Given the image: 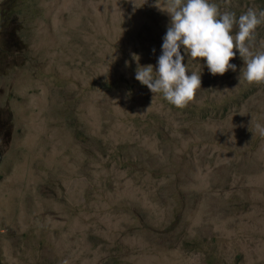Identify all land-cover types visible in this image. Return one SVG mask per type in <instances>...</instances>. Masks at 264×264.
Here are the masks:
<instances>
[{
	"label": "rangeland",
	"instance_id": "1",
	"mask_svg": "<svg viewBox=\"0 0 264 264\" xmlns=\"http://www.w3.org/2000/svg\"><path fill=\"white\" fill-rule=\"evenodd\" d=\"M56 1L0 0V143L5 168L28 173H20L10 191L14 201L5 204L0 197V264H264V159L254 158L244 168L215 154L246 138L230 116L245 92L233 90L244 77L238 50L233 49L236 55L230 60L236 65L227 77L230 89L224 80L203 72L191 111L181 112L160 100L162 93L152 94L146 87L152 97L132 92L130 115L119 119L106 108L116 115L125 102L116 79L131 73L128 59L93 33L81 41L78 57L71 27L65 29L66 39L58 34L47 40L50 44L48 37H29L22 11L28 7L41 14L44 23L33 26L42 31L58 14ZM105 1L142 33L145 57L156 51L157 41L163 43L170 24L168 0ZM209 2L221 13L264 10V0ZM15 12L17 24L11 22ZM256 30L259 40L252 50L260 52L264 23ZM34 39L46 46L32 44ZM180 51L183 63L190 62L189 75L204 62L193 60L183 47ZM161 54L160 47L146 63L155 70ZM198 111L208 112L207 117L198 119ZM181 123L190 134L185 138H192L186 143L178 141ZM257 137L264 134L258 130ZM191 141L192 154L183 167L188 176L166 197L173 201L152 202L139 191H125L118 198L111 187H97L105 179L96 161L87 169L94 156L122 149L142 154L149 165L158 158L179 165L182 153L175 149L170 154L171 143L180 148ZM25 181L34 188L22 189ZM112 181L114 187L121 185ZM38 189L48 191L46 196Z\"/></svg>",
	"mask_w": 264,
	"mask_h": 264
},
{
	"label": "clouds",
	"instance_id": "2",
	"mask_svg": "<svg viewBox=\"0 0 264 264\" xmlns=\"http://www.w3.org/2000/svg\"><path fill=\"white\" fill-rule=\"evenodd\" d=\"M26 1L24 0V3ZM56 8L57 16L42 31L33 26V23L43 24V16L36 14L28 7L22 11V21H24V26L28 27L29 37L31 35L48 37L47 42L56 35L63 34L66 39L65 29L71 27L74 39L70 41L77 46L75 54L78 57L81 41L93 33L102 40L105 47H110L117 55L128 59L132 69L131 73L125 75L122 80L116 79L118 85L121 84L123 87L125 102L119 107L116 115L106 108L109 115L119 119L130 115L129 97L132 92L138 91L146 97H152L146 87L152 94L162 93L160 100L181 112L191 111V103L196 98V92L201 89V73L203 72H206L211 79L224 80L230 89L232 81L227 77L236 72V65L231 64L230 60L236 55L233 49H237L239 55L244 58L245 67L242 69L243 80L236 83L233 90L243 89L245 92L240 97V105L231 109L230 116L236 120L238 126L245 130L246 138L232 150L215 152V154L225 161L235 159L244 168L251 167L250 161L254 158L264 159V138L258 139L257 137L258 130L264 134V94L260 93L264 91V48L258 49L260 52L252 50L253 42L259 40L256 29L264 23V10L248 9L245 12L240 9L238 12L221 13L218 5L209 0H168L167 13L170 15V24L163 37V43L157 41L154 46L156 51L161 47L162 52L154 70V66L147 64L146 59L156 52L155 49L148 57H145L142 33L136 30L123 11L111 7L105 0H57ZM18 19L19 14L13 13L11 22L17 24ZM147 24H149L148 21ZM2 25L0 17V29ZM234 27L236 32L233 34ZM255 33L257 38H255ZM51 34L54 35L50 36ZM110 36L113 38L112 41H110ZM68 42L62 47L64 48ZM35 43L46 46L41 39H34L32 44ZM181 47L193 60H204L197 66L196 71L190 72V75L187 74L190 62L183 63L184 56L181 54ZM71 53L70 51L69 54ZM67 62H71V59H67ZM98 102L100 103L99 100ZM207 115L206 111H198V119H205ZM239 120H241L240 123H238ZM181 124L178 141L185 140L186 143L192 138L191 136L185 138L190 134L186 124ZM181 133H184L183 137L180 136ZM191 146L192 141L187 147L181 146L180 148L171 143L170 154H173L175 149L182 153L183 162L179 165L169 160L162 162L159 158L149 165L142 154H125L124 149L111 154L94 156L86 164L88 169L96 161V165L103 172L101 179H105L97 187L101 189L102 186L111 187L118 198L125 191L130 193L139 191L138 195L147 196L149 201L160 203L164 199L168 202L173 200L166 197L174 194L188 176L183 167L187 158L192 154ZM240 149L245 151L237 155ZM88 155L90 152L86 150V156ZM240 158L243 160H238ZM20 173L23 177L28 176L27 171L20 167L5 168L0 143V197L3 196L5 204L15 200L11 192ZM85 178L90 180L91 175L86 173ZM113 179L119 180L121 185L114 187ZM126 180L130 182L128 185L124 183ZM159 182H163V186H157ZM26 188L33 189L34 187L30 182L25 181L22 189ZM61 188L66 190L65 185ZM262 189L264 192L263 185ZM38 190L42 197L48 192L43 189ZM103 194L105 195L104 191ZM107 200L108 204L113 202L110 198ZM136 205L134 203V207Z\"/></svg>",
	"mask_w": 264,
	"mask_h": 264
}]
</instances>
